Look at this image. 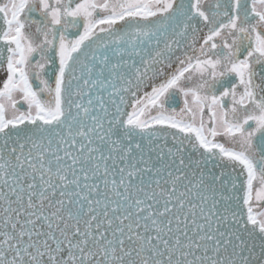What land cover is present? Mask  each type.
<instances>
[{"label":"snow or ice","instance_id":"1","mask_svg":"<svg viewBox=\"0 0 264 264\" xmlns=\"http://www.w3.org/2000/svg\"><path fill=\"white\" fill-rule=\"evenodd\" d=\"M0 264H264V0H0Z\"/></svg>","mask_w":264,"mask_h":264}]
</instances>
